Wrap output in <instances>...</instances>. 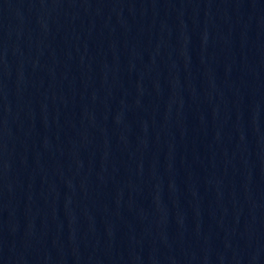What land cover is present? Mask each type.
<instances>
[{
	"label": "water",
	"instance_id": "water-1",
	"mask_svg": "<svg viewBox=\"0 0 264 264\" xmlns=\"http://www.w3.org/2000/svg\"><path fill=\"white\" fill-rule=\"evenodd\" d=\"M0 264H264V0H0Z\"/></svg>",
	"mask_w": 264,
	"mask_h": 264
}]
</instances>
